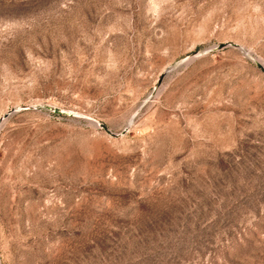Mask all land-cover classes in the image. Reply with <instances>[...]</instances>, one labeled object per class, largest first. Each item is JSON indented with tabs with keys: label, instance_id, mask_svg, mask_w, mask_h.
Returning <instances> with one entry per match:
<instances>
[{
	"label": "rangeland",
	"instance_id": "374dc122",
	"mask_svg": "<svg viewBox=\"0 0 264 264\" xmlns=\"http://www.w3.org/2000/svg\"><path fill=\"white\" fill-rule=\"evenodd\" d=\"M0 264H264V0H0Z\"/></svg>",
	"mask_w": 264,
	"mask_h": 264
},
{
	"label": "water",
	"instance_id": "95a60500",
	"mask_svg": "<svg viewBox=\"0 0 264 264\" xmlns=\"http://www.w3.org/2000/svg\"><path fill=\"white\" fill-rule=\"evenodd\" d=\"M224 45L222 44V45H220V47H223ZM104 130H106L109 134H111V135H117L116 133H114V132H112L105 124H103V123H100L99 124Z\"/></svg>",
	"mask_w": 264,
	"mask_h": 264
}]
</instances>
